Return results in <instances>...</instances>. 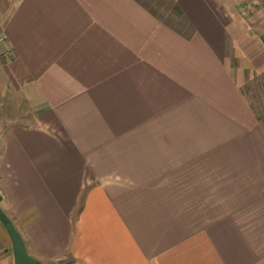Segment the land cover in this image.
<instances>
[{"label":"crops","instance_id":"1","mask_svg":"<svg viewBox=\"0 0 264 264\" xmlns=\"http://www.w3.org/2000/svg\"><path fill=\"white\" fill-rule=\"evenodd\" d=\"M240 2L0 0V264H264Z\"/></svg>","mask_w":264,"mask_h":264},{"label":"rangeland","instance_id":"2","mask_svg":"<svg viewBox=\"0 0 264 264\" xmlns=\"http://www.w3.org/2000/svg\"><path fill=\"white\" fill-rule=\"evenodd\" d=\"M248 1L252 6L246 12V15L247 18L250 20L251 24L253 25L252 29L254 33H258V34L264 33V0H248ZM240 3H244V0H241ZM4 41H5V37H4ZM260 79L261 81H256ZM254 81H256L253 84V90H255V92L253 93L255 94V96L258 94L261 96L264 95V80H262V78L258 76L256 79H254ZM258 109H259L258 110L259 120L262 122V125H264V109H260V108Z\"/></svg>","mask_w":264,"mask_h":264},{"label":"water","instance_id":"3","mask_svg":"<svg viewBox=\"0 0 264 264\" xmlns=\"http://www.w3.org/2000/svg\"><path fill=\"white\" fill-rule=\"evenodd\" d=\"M6 228L12 240V246L15 253V264H37L36 259L27 253L23 241L13 225L10 222H7Z\"/></svg>","mask_w":264,"mask_h":264},{"label":"built area","instance_id":"4","mask_svg":"<svg viewBox=\"0 0 264 264\" xmlns=\"http://www.w3.org/2000/svg\"><path fill=\"white\" fill-rule=\"evenodd\" d=\"M4 42V36L0 35V44ZM10 52V49L5 48V49H1L0 48V55H5L8 54Z\"/></svg>","mask_w":264,"mask_h":264},{"label":"trees","instance_id":"5","mask_svg":"<svg viewBox=\"0 0 264 264\" xmlns=\"http://www.w3.org/2000/svg\"><path fill=\"white\" fill-rule=\"evenodd\" d=\"M3 221L6 223L7 222V219L6 218H3ZM38 264H40V263H38Z\"/></svg>","mask_w":264,"mask_h":264}]
</instances>
